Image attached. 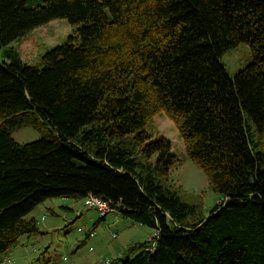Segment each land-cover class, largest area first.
<instances>
[{
    "label": "trees",
    "instance_id": "obj_1",
    "mask_svg": "<svg viewBox=\"0 0 264 264\" xmlns=\"http://www.w3.org/2000/svg\"><path fill=\"white\" fill-rule=\"evenodd\" d=\"M58 18L75 33L26 62L12 43ZM241 43L252 61L231 76ZM160 110L222 197L204 217L165 182ZM30 113L55 133L16 141ZM52 197L84 198L70 224L93 209L155 231L104 264H264V0H0V258L42 233L27 216Z\"/></svg>",
    "mask_w": 264,
    "mask_h": 264
},
{
    "label": "rangeland",
    "instance_id": "obj_2",
    "mask_svg": "<svg viewBox=\"0 0 264 264\" xmlns=\"http://www.w3.org/2000/svg\"><path fill=\"white\" fill-rule=\"evenodd\" d=\"M74 33L75 28L67 19L58 18L30 31L24 39L20 42L15 40L12 45L26 62L39 64L47 50L66 41ZM3 50L4 47L1 52ZM221 60L228 73L234 76L252 61L249 44L241 43L229 49ZM25 117L32 122L25 121L24 125L11 129L16 141L30 142L55 133L40 117L32 113ZM20 118V115L15 117ZM33 121L37 122L36 126ZM146 129L153 136L161 134L170 138L178 154L179 161L164 177L165 182L176 189L184 200L196 206V217L208 215L222 201V197L211 188L205 170L187 155L185 142L175 121L166 111L160 110ZM69 198L71 201H84V198ZM64 203L62 197H52L36 206L27 217L37 219L42 233L22 236L14 247L2 255L0 264H104L118 257L119 250L125 251L132 243L151 239L155 235L151 227L132 223L127 217L117 218L115 214H109L101 219L93 209H88L86 215L70 224L74 214ZM49 207L55 208L57 213L51 212Z\"/></svg>",
    "mask_w": 264,
    "mask_h": 264
},
{
    "label": "built area",
    "instance_id": "obj_3",
    "mask_svg": "<svg viewBox=\"0 0 264 264\" xmlns=\"http://www.w3.org/2000/svg\"><path fill=\"white\" fill-rule=\"evenodd\" d=\"M84 207L94 208L100 213V215H104V214L108 213L111 210L109 208V204L107 203L106 200L101 199V198L96 197V196L88 197V200L84 204ZM79 212L80 211H78L77 213H79ZM80 230H82V228H80Z\"/></svg>",
    "mask_w": 264,
    "mask_h": 264
},
{
    "label": "crops",
    "instance_id": "obj_4",
    "mask_svg": "<svg viewBox=\"0 0 264 264\" xmlns=\"http://www.w3.org/2000/svg\"><path fill=\"white\" fill-rule=\"evenodd\" d=\"M64 199V201H65V203L63 204L68 210H70L73 214H74V210L75 209H78V208H80V206H81V204L83 203V202H79V201H71V199L70 198H63ZM75 199H77V198H75ZM50 208V210H51V212H53V213H57L56 212V210H55V208H53V207H49ZM88 213V209L87 210H85V211H83V213L80 215V216H83V215H86ZM112 214V213H111ZM110 214V215H111ZM80 216H78V218L80 217ZM108 217V216H107ZM115 217H119V216H116L115 215ZM77 218V219H78ZM44 220V219H43ZM40 223V222H39ZM39 227H40V229H41V231H42V228H41V226L39 225ZM148 239H150V238H147V239H145V240H148ZM144 240V241H145ZM134 243H138V242H134ZM134 243H132V244H134ZM123 245H126V244H123ZM130 247V246H129ZM128 247V248H129ZM128 248H126V250L128 249ZM122 252H124V250H119V252L117 253V256H120L121 254H122Z\"/></svg>",
    "mask_w": 264,
    "mask_h": 264
}]
</instances>
